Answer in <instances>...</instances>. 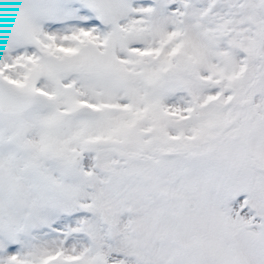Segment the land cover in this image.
Returning <instances> with one entry per match:
<instances>
[{
  "label": "rangeland",
  "instance_id": "obj_1",
  "mask_svg": "<svg viewBox=\"0 0 264 264\" xmlns=\"http://www.w3.org/2000/svg\"><path fill=\"white\" fill-rule=\"evenodd\" d=\"M0 78V264H264V0H0Z\"/></svg>",
  "mask_w": 264,
  "mask_h": 264
},
{
  "label": "water",
  "instance_id": "obj_2",
  "mask_svg": "<svg viewBox=\"0 0 264 264\" xmlns=\"http://www.w3.org/2000/svg\"><path fill=\"white\" fill-rule=\"evenodd\" d=\"M59 74L66 77L70 74L67 68L61 69ZM35 100L34 93H24L9 86L0 78V113L15 114L24 111L30 107ZM93 115L92 108L87 104H80L65 113V119H73L75 117H91ZM66 121L61 119L56 122L54 129L62 132L65 129ZM43 264H55L54 262H43Z\"/></svg>",
  "mask_w": 264,
  "mask_h": 264
}]
</instances>
